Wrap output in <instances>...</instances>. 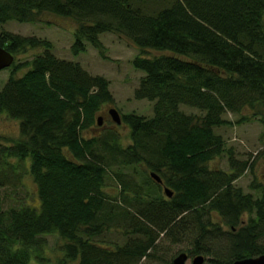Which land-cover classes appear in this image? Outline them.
<instances>
[{
  "label": "trees",
  "instance_id": "1",
  "mask_svg": "<svg viewBox=\"0 0 264 264\" xmlns=\"http://www.w3.org/2000/svg\"><path fill=\"white\" fill-rule=\"evenodd\" d=\"M42 12L75 22L73 55L88 43L103 58L100 33L130 40L138 49L130 64L143 72L132 97L151 102V115L119 114L125 145L113 130L83 136L113 103L108 80L56 57L44 38L1 30L0 47L13 57L43 51L5 68L0 87V114L18 127V138L0 137V187L16 184L18 161L28 158L38 200L0 209V264H47V235L61 240L57 264H141L158 260L163 241L185 245L165 264L180 251L208 264L264 253V180L252 177L254 194L235 186L252 163L214 130L232 123L226 113L248 119L240 114L248 108L264 131V0H0V23ZM222 156L227 169L209 166ZM255 157L264 163V148ZM130 165L142 166L153 194L146 179L122 171ZM110 176L114 193L105 189ZM112 229L119 241L103 238Z\"/></svg>",
  "mask_w": 264,
  "mask_h": 264
},
{
  "label": "rangeland",
  "instance_id": "2",
  "mask_svg": "<svg viewBox=\"0 0 264 264\" xmlns=\"http://www.w3.org/2000/svg\"><path fill=\"white\" fill-rule=\"evenodd\" d=\"M75 25L72 19L42 12L37 15L34 21L17 22L15 20H8L0 23V31L4 30L20 36L44 38L51 43L49 51L56 57L77 62L87 72L98 74L106 78L109 82L108 88L113 97V103L103 105L96 114L100 117V125L92 130L83 132L82 135L86 137L90 134H98L106 129L113 130L119 135L121 144H128L129 135L127 127L122 123H113L109 118L107 109L113 107L119 114L134 112L145 117L151 115V102L145 99H134L132 97V91L137 86L139 77L143 75L142 71L134 69L130 64L133 56L138 53V49L124 36L116 33L104 32L98 35L104 48L103 58L97 53L96 49L88 43H86V49L83 52L73 55L69 51V46L72 42V31ZM42 51L43 49L40 47L26 49L21 53L15 54L12 64L30 60L33 56ZM160 53L162 52L146 49V54L148 56H157ZM26 69V67H20V69L15 72V77L20 76ZM9 73V69L4 68L0 70V87ZM183 109L186 113L200 114L197 110L184 107ZM240 114L245 115L248 119L241 123H235L239 114L226 113L223 117L230 120L232 123L216 127L214 130L222 136L225 146L232 149L235 158L246 160L248 165L252 163L251 170H244L240 176L234 180L233 184L240 187L244 192L253 193L248 187L252 177L255 178L256 181L264 180V163L261 158L255 157V154L264 148V131L257 121V118L252 116L248 108H243ZM1 136L6 139L18 138L17 122L6 118L3 114H0V137ZM1 141L3 142V140ZM11 162L17 163L15 159H11ZM18 163V179L16 184H5L3 187H0V209L7 208L8 206H15L18 202L27 203L29 205L38 204L34 184L26 171L28 158L23 161L19 160ZM214 165L221 169H227L224 156L209 162V166ZM122 171L127 175L129 174L133 182H137L141 178L140 175L143 172V168L139 165H130L124 167ZM145 179L147 191L153 194L156 188L148 183L146 177L141 178V180L144 181ZM105 183V189L114 193L115 191L113 188L115 187V182L111 176L106 178ZM159 195H162L161 190H159ZM243 218H245V215ZM102 236L104 239L110 241H119V238H121L113 229L108 233H104ZM45 241L46 243L42 250V255L46 258L47 264H57L56 260L62 256L60 238L56 235H47L45 236ZM157 248L158 260L151 259L149 262L142 261L141 264H165L163 263L165 260H169L173 253L177 252L179 249L185 248V245H183V243L179 245L163 241L157 245ZM65 264H70V262H66ZM71 264H73V262H71ZM185 264H190V258L186 260ZM202 264L208 263L204 261Z\"/></svg>",
  "mask_w": 264,
  "mask_h": 264
},
{
  "label": "water",
  "instance_id": "3",
  "mask_svg": "<svg viewBox=\"0 0 264 264\" xmlns=\"http://www.w3.org/2000/svg\"><path fill=\"white\" fill-rule=\"evenodd\" d=\"M13 62V56L7 52L6 50H4L3 48L0 47V70L4 69L6 67H9L11 65V63ZM107 113L109 115L110 120L115 123V124H119L120 123V115L119 113L116 111L115 108L110 107L107 109ZM96 124L100 125V117L97 116L96 117ZM149 176L155 180L158 183H161L159 177L150 172ZM163 193L167 196L170 197L171 192L169 189H167L166 187H163ZM188 259L187 254L184 251H180L178 252L172 259H171V264H185L186 260ZM190 263L191 264H202L203 263V257L201 255H196L193 256L190 259ZM232 264H264V253L259 254L257 256H253V257H245V258H241L239 260L234 261Z\"/></svg>",
  "mask_w": 264,
  "mask_h": 264
},
{
  "label": "flooded vegetation",
  "instance_id": "4",
  "mask_svg": "<svg viewBox=\"0 0 264 264\" xmlns=\"http://www.w3.org/2000/svg\"><path fill=\"white\" fill-rule=\"evenodd\" d=\"M191 264V263H190Z\"/></svg>",
  "mask_w": 264,
  "mask_h": 264
}]
</instances>
